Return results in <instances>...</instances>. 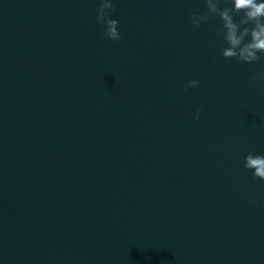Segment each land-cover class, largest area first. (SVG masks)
Segmentation results:
<instances>
[{
	"label": "water",
	"instance_id": "water-1",
	"mask_svg": "<svg viewBox=\"0 0 264 264\" xmlns=\"http://www.w3.org/2000/svg\"><path fill=\"white\" fill-rule=\"evenodd\" d=\"M111 2L117 41L100 0H0V264H264V53L205 0Z\"/></svg>",
	"mask_w": 264,
	"mask_h": 264
},
{
	"label": "clouds",
	"instance_id": "clouds-1",
	"mask_svg": "<svg viewBox=\"0 0 264 264\" xmlns=\"http://www.w3.org/2000/svg\"><path fill=\"white\" fill-rule=\"evenodd\" d=\"M209 13L218 15L223 22L222 30L227 47L222 49V54L226 58L235 57L245 62L257 61L259 53H264V0H233V7H219L221 0H205ZM115 10V5L111 0H100L96 9L97 23L104 25L103 35L113 41L121 39L118 31V20L109 15V11ZM243 13L240 20L234 21L233 15ZM207 14H191V22L195 27H199L203 21L208 20ZM254 25L248 27L249 24ZM243 26V27H241ZM219 34V30L218 33ZM250 36V40H245ZM253 79L264 80V72ZM198 81L193 79L185 85L184 90L197 86ZM199 119V116H197ZM244 167L253 170V177L264 180V154L248 153L244 158Z\"/></svg>",
	"mask_w": 264,
	"mask_h": 264
}]
</instances>
